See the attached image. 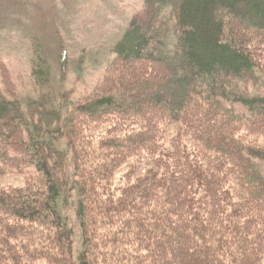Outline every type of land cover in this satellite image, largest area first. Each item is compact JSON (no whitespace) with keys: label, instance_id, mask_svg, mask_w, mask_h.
Instances as JSON below:
<instances>
[{"label":"trees","instance_id":"1","mask_svg":"<svg viewBox=\"0 0 264 264\" xmlns=\"http://www.w3.org/2000/svg\"><path fill=\"white\" fill-rule=\"evenodd\" d=\"M142 1L96 91L74 102L63 94L55 107L42 95L23 105L0 92V164L35 170L23 188L0 190V214L9 221L0 223V264L37 256L52 264L264 259V146L238 133L243 127L264 137V95L233 83L264 74L255 62L264 58L257 48L264 47V0ZM164 6L177 32L172 51L161 39ZM33 62L34 83L46 87L48 68ZM224 99L241 103L247 115ZM106 122L118 134L94 150L87 132L94 136ZM163 123L178 125L167 147L159 143ZM186 137L198 145L194 157ZM11 149L20 156L12 157ZM142 152L147 169L112 193V165ZM72 197L76 257L74 232L61 212ZM22 234L27 239L20 240Z\"/></svg>","mask_w":264,"mask_h":264},{"label":"rangeland","instance_id":"2","mask_svg":"<svg viewBox=\"0 0 264 264\" xmlns=\"http://www.w3.org/2000/svg\"><path fill=\"white\" fill-rule=\"evenodd\" d=\"M142 9V0H0L1 94L7 98L15 95L23 105L28 98L42 95L55 107L63 103L59 97L63 94H66L68 101L74 102L96 91L114 58L112 50L115 44L128 27L131 18ZM160 16L167 20V34L161 39L164 38L167 51H172L176 45L177 32L173 27L174 16L171 8L164 6ZM162 29L164 30L163 27ZM257 48H260V53H264V47ZM36 60H40L48 68L46 87L41 88L34 83L32 67ZM255 62L264 68V58L255 59ZM255 75L257 79L253 82L238 79L233 80V83L237 84L240 91L244 90L251 95H264V74ZM223 103L236 113L247 115L246 108L241 103L228 99H224ZM110 126L108 122L98 124L94 136L91 131L87 132V138L92 143L91 148L97 150L101 140L109 138L111 134H118L117 131L111 132ZM177 127L175 123L161 124L159 143L162 147L169 145V136L173 135ZM238 133L243 135L244 142L264 146V137L249 134L243 127ZM186 139L187 148H191L190 155L194 157L198 145L188 137ZM18 153L20 152L11 149V156L14 154L12 157L20 156ZM67 158L68 164H72L70 154ZM148 165L149 159L143 152L113 164L107 183L108 189L117 194L118 187L132 182ZM260 165L264 172V164ZM0 168V190L23 188L27 178L35 173L32 166L27 167L24 164L19 169L10 168L9 164H0ZM68 168H72V165ZM74 200L76 197L69 199L61 212L67 217L74 232L72 255L76 257L80 250V236L73 212L74 204L70 206V201ZM1 222L4 224L9 221L0 214ZM21 223L27 227V222ZM34 233L35 242L42 247L43 243L36 239L39 231ZM22 236L20 240L27 239V235ZM40 237L43 238V235ZM44 257L37 256L31 260L23 258L20 264H52L51 258ZM261 264H264V259Z\"/></svg>","mask_w":264,"mask_h":264}]
</instances>
